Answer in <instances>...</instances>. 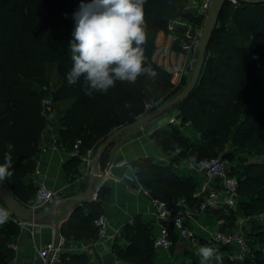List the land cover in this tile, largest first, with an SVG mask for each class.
Masks as SVG:
<instances>
[{"label": "trees", "instance_id": "1", "mask_svg": "<svg viewBox=\"0 0 264 264\" xmlns=\"http://www.w3.org/2000/svg\"><path fill=\"white\" fill-rule=\"evenodd\" d=\"M183 1L146 0L144 5L148 37L146 65L151 64L157 78L151 80L141 75L135 83L117 81L107 93L94 92L89 97L83 92V78L74 85L66 80V73L73 66L68 47L75 27L73 13L82 0H0V163L4 162L7 144L12 143L14 175L3 183L19 202L32 203L38 190L25 179L35 171L38 145L47 126L42 106L45 99H52L55 106L70 102L61 113L57 111L56 119L64 151L70 153L80 140L81 153L92 149L96 155L110 134L145 115L146 104L154 103V110L175 98L187 85L189 77L174 89L170 76L152 61L159 33L169 34L178 18L186 16L203 23V18L182 12ZM177 34L181 39L182 35ZM49 64L55 65L60 79L56 86L48 78ZM171 110L179 112L184 126L189 124L187 128L195 133L190 138L173 125L154 132L162 152L175 155L172 162L184 164L231 157L230 174L238 181L237 205L227 209L206 208L219 222L218 227L230 232L236 229L240 216L263 214L264 162H254L249 157L264 153V3L237 0L236 5L229 1L224 6L208 44L198 84L188 98ZM105 153L99 161L101 167L106 163ZM236 154L244 156L235 159ZM80 164L78 158H69L66 163L67 173L75 180L81 176L77 169ZM133 167L153 199L167 203L183 200L196 212L205 202L198 196V182L172 165L145 158L135 161ZM86 187L87 183L83 188ZM107 191L104 186L98 194L99 200L90 203L94 209L89 206L88 213L76 210L62 225L61 234L67 242L97 238L95 220L104 214L99 211L100 198ZM168 229L170 236L174 235L173 227ZM18 233L16 224L0 225V264H11L15 258L14 237ZM124 235L128 246L118 242L113 245L119 259L128 264H155L152 227L138 218L135 225L126 227ZM259 236L264 239V230ZM199 240L202 246L213 245L218 253L219 249H233L217 247L205 238ZM61 261L90 264L85 253L65 252ZM227 264H264V248L254 252L253 260L248 255L244 263Z\"/></svg>", "mask_w": 264, "mask_h": 264}, {"label": "crops", "instance_id": "2", "mask_svg": "<svg viewBox=\"0 0 264 264\" xmlns=\"http://www.w3.org/2000/svg\"><path fill=\"white\" fill-rule=\"evenodd\" d=\"M167 39L168 33L160 32L157 38V45L163 44ZM64 103L65 108L70 105V102ZM65 108L60 111L58 110V112L61 113ZM175 112L176 111L172 113L168 112V119H170ZM157 120L140 126L138 130L124 133L107 149V152L105 153L106 163L103 167L98 164L94 172L96 181L93 196L89 202L79 204L76 201H65L58 206L52 215L39 222L44 228H35L33 231L22 230L19 228V233L14 237L15 258L11 264H43L41 262H34L33 256L36 249H42L52 241H55L58 244L61 241V238H64L61 234L62 225L69 220L76 210L82 209L85 213H88L90 208L94 209L90 203L99 200L98 195L95 194V190L102 174L109 166L115 165L120 161H126L127 164L111 169V172L114 176L119 178L120 181L107 185L108 191L106 195L100 198L99 207V211H103L110 221L111 232L118 231L116 238L111 242L105 243L98 241V235L96 239L89 241L67 242L65 238L64 240L66 247L65 252L88 254L90 264H128L119 259L113 250L115 242H118L122 246L129 245V242L124 235L126 227L129 225H135L137 219L140 218L144 223L152 227L155 235L157 233L152 197L149 194V191L144 188L139 181L136 174L137 170L133 167V164L135 161L145 158H152L156 163L166 164L161 161V157L168 156V158L171 159L172 157H175L171 152H169V154L162 152L153 135L156 130L169 129L171 124H169V120H167L166 125H160L156 122ZM179 120L181 124L180 117ZM51 145L49 131L45 129L38 145V154L35 157V171L25 180L28 184L34 187H38V184L41 181H45L49 186L53 187L58 192V197L53 203L55 204L56 202H61L65 199L83 194L88 188L90 176L85 179L81 178L82 166L80 164L77 166V169L80 171L81 176L76 180L73 179V176L69 175L66 171V163L69 160L68 154L63 149L53 150L52 148H49ZM179 171L181 173L183 172L182 170ZM185 172L186 173L182 174L192 176L194 180L198 182L200 188L203 183V177L195 172ZM85 183H87V187L84 189L83 186ZM214 184L216 185L218 182H214ZM30 204L26 206L28 207ZM52 205L40 212L47 210ZM40 212H37L36 214H39ZM188 224L195 227L196 230L199 226L220 229L218 227L219 222L215 220L214 216L201 210L195 215V220H191ZM168 226L173 227L172 225ZM172 231L174 235L170 236L172 242L171 249L166 251L156 248L157 254L155 264H180L181 252L183 249L181 248V245L185 243H193V245H195L196 241L182 240L174 227ZM173 236L176 238L177 242L173 241ZM197 238H205L210 242L202 232H199ZM198 245V247L202 246L200 243H198ZM218 254L222 255L223 252L219 251ZM196 259L199 261L200 257H197ZM189 263H191V261H188V264ZM51 264H62V261L52 262Z\"/></svg>", "mask_w": 264, "mask_h": 264}, {"label": "built area", "instance_id": "3", "mask_svg": "<svg viewBox=\"0 0 264 264\" xmlns=\"http://www.w3.org/2000/svg\"><path fill=\"white\" fill-rule=\"evenodd\" d=\"M213 0H184L181 4V10L184 14H192L196 17L204 19L200 31L196 33L185 32L182 38L177 33L172 32L175 23L181 19L178 18L171 27L168 39L163 44L157 45L153 55V63L166 72L170 76V82L174 89L182 86L185 77L191 73L198 56V44L200 42L203 27L205 25L209 10ZM233 4H237V0H231ZM179 46L175 44L179 41ZM43 113L47 120L46 130L49 131V138L53 150L63 149L58 134V126L56 124L57 110L52 99H45L42 103ZM154 108L153 104L145 105V114ZM171 125H179V112H175L168 121ZM81 141L78 140L73 150L67 153L69 158H78L82 166V179L91 175V168L95 160V154L92 149L81 153ZM64 150V149H63ZM161 161L168 165H172L177 170L195 172L203 177L198 196L203 198L205 202L200 207L201 211H206L208 206L214 208H234L237 205L238 181L230 174L227 162L221 158L192 160L184 164L172 162L168 156L161 157ZM126 161H120L115 165L109 166L102 174L95 194L98 195L104 186L111 183H117L119 178L114 176L111 169L126 165ZM218 182V184H214ZM150 194V192H149ZM58 197V192L45 181L38 184V190L34 201L28 206L34 213L40 212L52 205ZM154 208V218L156 221V235L154 239L155 248L169 251L172 247L170 240L169 226L172 225L178 232L179 237L186 241H196L199 232H202L210 243L223 247L228 246L234 249V260L245 262L251 252L247 234L242 230L234 229L225 232L218 228L208 227H192L188 224L191 220H195L196 211L189 208L185 201L177 203H167L152 198ZM0 208L9 211V218L6 223L16 224L22 230H34L35 228H44L42 224L35 221H24L13 215L4 203L0 200ZM263 214L254 216V218H263ZM5 224V223H4ZM196 224V221H195ZM3 225V224H0ZM95 225L98 229V241L105 243L111 242L118 235V231L111 232V224L105 214H101L96 220ZM66 251L65 240L57 244L55 241L48 243L42 249H36L34 253V262L43 264H51L52 262H61V255ZM200 260V259H199ZM212 264V261L210 262Z\"/></svg>", "mask_w": 264, "mask_h": 264}, {"label": "clouds", "instance_id": "4", "mask_svg": "<svg viewBox=\"0 0 264 264\" xmlns=\"http://www.w3.org/2000/svg\"><path fill=\"white\" fill-rule=\"evenodd\" d=\"M146 0H88L73 13L75 27L68 42L73 66L66 73L69 85L83 78V92L107 93L117 81L135 83L141 75L155 80L158 73L146 65L147 31L144 5ZM4 162L0 163V184L14 175L11 152L7 144ZM179 151V149H177ZM9 211L0 208V224L7 222ZM199 264L221 262L218 249L201 246Z\"/></svg>", "mask_w": 264, "mask_h": 264}, {"label": "water", "instance_id": "5", "mask_svg": "<svg viewBox=\"0 0 264 264\" xmlns=\"http://www.w3.org/2000/svg\"><path fill=\"white\" fill-rule=\"evenodd\" d=\"M229 1L231 2V0H213L212 1L209 14L207 16L205 25L203 27L202 36L198 44V56H197L196 64L194 66L191 78L189 82L187 83V85L182 89V91L175 98L159 105L154 110L146 113L145 115H143L141 118H139L135 122L127 124L121 128H118L104 140V142L97 149L95 160L91 168L90 182H89L87 190L83 194L65 199L64 201H61V202H56L51 207H49L47 210L40 212L39 214H36L29 207L19 202L13 196L9 188L4 183H2L0 184V199L4 203L6 208L9 209L13 215H15L21 220L41 222L45 220L48 216L52 215L54 211L58 208V206L64 203L65 201H76L79 204L89 202L93 196L94 185L96 181L94 172L99 164L101 157L106 152V150L113 144V142L116 139H118L121 135H123L124 133L135 130L142 125H145L154 120H157L158 118H160L161 116L169 112L174 106L183 102L194 91L200 79L201 71L205 63V54H206L208 44L218 25L221 12L223 11L224 6ZM241 1L249 3V4L264 3V0H241Z\"/></svg>", "mask_w": 264, "mask_h": 264}, {"label": "rangeland", "instance_id": "6", "mask_svg": "<svg viewBox=\"0 0 264 264\" xmlns=\"http://www.w3.org/2000/svg\"><path fill=\"white\" fill-rule=\"evenodd\" d=\"M234 5H236V4H234ZM180 18L181 19H179L175 23V26L173 27L172 32L180 33L182 35L185 32L196 33L198 31H200L202 24H198L197 22H195L193 20H189V18L186 16L185 17L182 16ZM195 64H196V62H195ZM194 66H193V69H194ZM193 69L188 76L189 77L188 82L191 78ZM47 74H48V78H49V80L53 86H56L60 82V79H59L57 72H56L55 65L49 64L47 66ZM165 78H167L166 75H165ZM149 104L155 105L154 103H149ZM63 108H65V103L60 104V105L58 104L57 106H55V109L57 111L58 110L60 111ZM174 111L175 110H171L169 112L172 113ZM167 120H169L168 119V112L166 114H164L163 116H161L156 122L160 125H166ZM188 125L189 124H185V126H184V124L181 122V124L173 125V126H176L180 131H182L185 134V136H188L190 138H194L195 133L193 132V130L191 128H189V127L187 128ZM135 130H138V128ZM230 149L231 148H229V151H230ZM243 156H244V154L241 156H240V154H236L235 159L242 158ZM223 159H224V161L227 162L228 167H230L232 164L231 163V157L225 156V157H223ZM249 159L251 161H254V162H264V153L251 155L249 157ZM234 161H236L238 163V160H234ZM182 173H186V172L183 171ZM255 227L257 230H255ZM236 229L242 230L245 234H247L248 240L250 242H252V245L250 248H253V250L251 249V252L249 255H250V259L253 260L254 252L256 250H259L260 248H264V239L259 236L260 232H262L264 230V217L256 219V218H254V216L249 217V218L247 216H240L237 220ZM172 239L174 242H177V240L174 236ZM198 241H200L199 238L196 239L195 245H193V243H187V244L185 243V244L181 245V248H183V249L181 252V263L180 264H188V261H191V263H189V264H195V262L197 261L196 258L199 257L196 254L197 250L199 248L198 243H200ZM208 246L213 247V245H208ZM219 250H221L224 254V255L223 254L220 255L222 260H221V262H217L213 259L212 264H227L229 261L235 262V260H234V253H235L234 249H219ZM237 262H239V261H237ZM240 263H244V262H240Z\"/></svg>", "mask_w": 264, "mask_h": 264}]
</instances>
